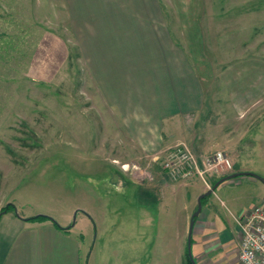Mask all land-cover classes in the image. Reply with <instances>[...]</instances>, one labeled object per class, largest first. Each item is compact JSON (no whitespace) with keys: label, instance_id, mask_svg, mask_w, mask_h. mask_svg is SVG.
<instances>
[{"label":"rangeland","instance_id":"obj_1","mask_svg":"<svg viewBox=\"0 0 264 264\" xmlns=\"http://www.w3.org/2000/svg\"><path fill=\"white\" fill-rule=\"evenodd\" d=\"M162 6L204 104L183 116L181 130L173 124L160 132L162 144L147 153L108 106L60 0H0V227L7 211L24 221V233L41 223L29 219L46 216L70 232L80 264H188L175 221L186 207L193 214L217 181L245 173L201 200L199 215L208 210V221L198 215L194 225H216L200 253L191 234L190 263L237 264V220L264 198L255 179L264 180V0ZM181 14L193 16L194 40L183 33ZM179 145L198 160L202 177L165 167ZM219 152L231 169L207 170L202 161ZM160 183L185 189L155 193Z\"/></svg>","mask_w":264,"mask_h":264},{"label":"crops","instance_id":"obj_2","mask_svg":"<svg viewBox=\"0 0 264 264\" xmlns=\"http://www.w3.org/2000/svg\"><path fill=\"white\" fill-rule=\"evenodd\" d=\"M60 3V11L66 13L78 43L86 54L90 53L92 75L108 106L127 121L124 122L127 129L136 133V142L147 153L162 144L160 132L171 130L173 124L181 130L183 116L202 109L201 81L166 22L162 0H60ZM179 17L187 19L183 27L185 35L189 38L198 35L192 15ZM194 44L198 46L197 42ZM167 185L160 183L159 188L154 187L155 193L158 189L165 194L169 189L179 193L185 189ZM196 186L193 183L190 187ZM207 211L204 216L199 215L204 217L202 221H208ZM186 212L181 221L178 218L175 221L181 253V248L187 249L192 216L187 207ZM6 213L7 220L4 218L0 227V264H80L79 246L69 238V231L41 220L39 226L24 233L27 228L24 221L10 211ZM212 224L215 230L216 223ZM212 227L202 223L197 233L193 228L192 234L199 240H192L197 253L202 251V240L210 239L205 235H210L206 232ZM43 243L49 244L44 247ZM161 250L164 252V246ZM235 250L238 252V242ZM234 262L239 264L238 256Z\"/></svg>","mask_w":264,"mask_h":264},{"label":"built area","instance_id":"obj_3","mask_svg":"<svg viewBox=\"0 0 264 264\" xmlns=\"http://www.w3.org/2000/svg\"><path fill=\"white\" fill-rule=\"evenodd\" d=\"M167 158L166 168H170L174 172H178L182 168L184 170L183 177L186 178L192 175L202 177L203 172L197 166L198 160L191 154L186 145L176 146L169 152ZM202 162L207 170L218 172L216 170L218 166L231 169L229 160L221 152L205 158ZM146 176L152 180L149 174ZM237 224L241 234L238 247L239 264H264V198L259 204L243 213L238 218Z\"/></svg>","mask_w":264,"mask_h":264},{"label":"water","instance_id":"obj_4","mask_svg":"<svg viewBox=\"0 0 264 264\" xmlns=\"http://www.w3.org/2000/svg\"><path fill=\"white\" fill-rule=\"evenodd\" d=\"M242 175H246V176H250L249 174H245V173H234V174H231V175H228L222 179H220L219 181H217L214 186L208 190L206 193L202 194L201 196H199V198L197 199V209L196 211L192 214L191 216V219H190V224H189V231H188V239H187V253H188V256H189V259L191 260L192 262V259H191V254H190V247H191V234H192V230H193V225H194V220L196 217H198V215L200 214L201 212V209H202V206H201V200L206 197V196H209L210 194H212V192L223 182L225 181H228L230 179H233V178H236V177H239V176H242ZM255 177V176H253ZM255 179L261 181L263 184H264V180H262L260 177H255Z\"/></svg>","mask_w":264,"mask_h":264},{"label":"trees","instance_id":"obj_5","mask_svg":"<svg viewBox=\"0 0 264 264\" xmlns=\"http://www.w3.org/2000/svg\"><path fill=\"white\" fill-rule=\"evenodd\" d=\"M6 209H9L8 206L5 207V208L1 211V214H2L3 211H5ZM48 219H49V218L46 217V216H37V217L31 218V219H29V220H33V221H41V220H48ZM186 260H187V263H188V264H192V263H190L191 261H190V259H189L187 253H186Z\"/></svg>","mask_w":264,"mask_h":264}]
</instances>
